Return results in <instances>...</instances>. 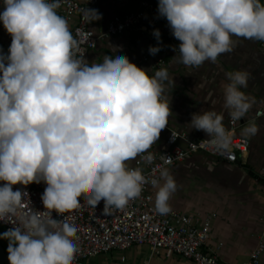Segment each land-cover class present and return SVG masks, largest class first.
Returning <instances> with one entry per match:
<instances>
[{
    "label": "clouds",
    "instance_id": "clouds-1",
    "mask_svg": "<svg viewBox=\"0 0 264 264\" xmlns=\"http://www.w3.org/2000/svg\"><path fill=\"white\" fill-rule=\"evenodd\" d=\"M0 2V22L11 36L7 52L0 48V221L15 225L0 239L9 242L10 264H74L78 225L71 213L82 206V194L83 204L96 208L103 201L107 213L126 208L151 183L157 188L155 211H171L178 185L169 170L153 168L150 179L128 163L138 157L155 161L149 150L172 115L165 96L169 71L161 67L150 74L122 46L113 47L102 62H86L58 12L61 0ZM84 11L92 21L102 18L98 10ZM158 15L180 42L173 58L189 68L233 51L234 37L264 43V0H158ZM153 35L158 44L149 53L154 56L162 41L159 29ZM226 76L224 108L239 121L254 103L243 91L250 73L235 69ZM223 120L214 110L198 112L188 126L205 132L224 153L233 132ZM259 131L253 120L242 134ZM41 182L44 211L28 206L27 191L14 190ZM54 212L63 219H55Z\"/></svg>",
    "mask_w": 264,
    "mask_h": 264
},
{
    "label": "crops",
    "instance_id": "crops-1",
    "mask_svg": "<svg viewBox=\"0 0 264 264\" xmlns=\"http://www.w3.org/2000/svg\"><path fill=\"white\" fill-rule=\"evenodd\" d=\"M136 9L137 0H125L122 3L102 0L96 7L102 18L93 21L90 27L96 33H102L115 15ZM68 25L69 28L73 26L71 23ZM234 39L237 44L233 51L221 54L215 63L206 62L200 68H189L179 63L173 58L175 54L172 46L166 48L162 39V50L154 56L150 55L145 61L149 39L140 32H127L109 40H100L97 48L85 60L89 63L102 62L105 55L112 54L113 47L122 46L129 59L148 69L150 74L161 67L168 69L171 82L166 84L165 96L171 104L172 115L159 141L149 151H160L171 130L186 133L192 140L208 139L205 132L188 126L193 113L213 110L222 113L226 126L230 118L228 110L224 108V90L229 83L226 73L235 69L250 73L248 87L243 91L254 103L246 117L239 120L237 132L238 136L249 139V153L240 158L237 164L199 154L168 168L178 185L170 200L171 210L199 220L201 225L210 220L208 250L225 264H245L251 253L264 242V119L256 122L260 131L255 136L242 134V129L254 119L255 113L264 107V49L262 42ZM175 41L179 42L177 39ZM0 44L6 51L11 44V36L2 22ZM162 61L164 64H161ZM138 158L129 161V166ZM114 253L115 258L109 256L111 263L102 264H194L180 258L167 259L163 255H152L146 247Z\"/></svg>",
    "mask_w": 264,
    "mask_h": 264
},
{
    "label": "built area",
    "instance_id": "built-area-1",
    "mask_svg": "<svg viewBox=\"0 0 264 264\" xmlns=\"http://www.w3.org/2000/svg\"><path fill=\"white\" fill-rule=\"evenodd\" d=\"M102 0H61L58 12L68 24H73L70 30L78 41L79 48L84 59L91 51H94L100 40H109L121 36L127 32H140L149 39V47L155 45L153 31L159 29L161 37L171 38L172 51L176 55L173 46H178L171 30L158 15V5L153 0H137V9L122 15H115L106 25L102 33H96L90 26L93 22L86 18L85 9H95ZM124 2L125 0H114ZM0 2V11H2ZM1 32V22H0ZM3 48L4 52L7 51ZM264 49V43H262ZM149 49L144 58L148 61ZM161 64H164L162 61ZM264 107L259 109L254 116V121L264 119ZM252 120V121H253ZM239 121L230 117L225 126L233 132L231 148L224 153L219 152L209 139L192 140L186 133L171 130L170 135L160 151H150L155 156L153 164H148L138 158L130 167H141L144 174L153 178V168H170L186 161L189 157L199 154L208 155L216 160L229 164L239 163L249 153L251 143L249 139L237 135ZM175 133V136L173 135ZM159 177V171L155 173ZM46 184L43 182L30 185H15L14 190L29 193L28 206L35 210L44 211L41 196ZM157 188L151 183L145 185L142 196L131 201L123 210H110L104 212V202L101 201L96 208L85 203V197L81 195L82 206L74 213L75 223L78 225L79 252L74 264H92L91 262L102 255L114 252H127L133 248H148L152 255H163L167 259L180 258L194 262V264H225L216 254L208 249L210 240V220L201 225L199 220L179 211L171 210L168 214H159L155 211V192ZM67 215V213H66ZM55 219H63L62 216L53 213ZM0 227L9 230L15 227L12 223L0 221ZM264 261V242L251 253L250 259L245 264H262Z\"/></svg>",
    "mask_w": 264,
    "mask_h": 264
},
{
    "label": "rangeland",
    "instance_id": "rangeland-1",
    "mask_svg": "<svg viewBox=\"0 0 264 264\" xmlns=\"http://www.w3.org/2000/svg\"><path fill=\"white\" fill-rule=\"evenodd\" d=\"M6 231H8V230H4V228H2V227H0V234H2V233H4V232H6ZM8 241L7 240H5V239H0V244L2 245V246H4L6 249H7V247H8ZM113 255V258H115L116 257V254L114 253H111V254H109V255H102V256H99L98 258H96V259H94L91 263L92 264H102V263H111L112 262V259H109V256H112ZM104 256H105V258H104ZM106 256H108V257H106ZM106 258H108L107 260H105Z\"/></svg>",
    "mask_w": 264,
    "mask_h": 264
},
{
    "label": "trees",
    "instance_id": "trees-1",
    "mask_svg": "<svg viewBox=\"0 0 264 264\" xmlns=\"http://www.w3.org/2000/svg\"><path fill=\"white\" fill-rule=\"evenodd\" d=\"M153 2H154L156 5H158V0H153ZM163 22H164L165 24H167V20H166V18H163ZM167 25H168V24H167ZM161 39L163 40V44L165 45V47L168 48V47L170 46V42H171L170 37H169V36H163V37H161ZM157 42H158L157 39H155V43H157ZM3 248H4L5 252L8 254L7 249H6L4 246H3Z\"/></svg>",
    "mask_w": 264,
    "mask_h": 264
},
{
    "label": "water",
    "instance_id": "water-1",
    "mask_svg": "<svg viewBox=\"0 0 264 264\" xmlns=\"http://www.w3.org/2000/svg\"><path fill=\"white\" fill-rule=\"evenodd\" d=\"M0 264H10L8 254L5 252L3 246L0 244Z\"/></svg>",
    "mask_w": 264,
    "mask_h": 264
}]
</instances>
